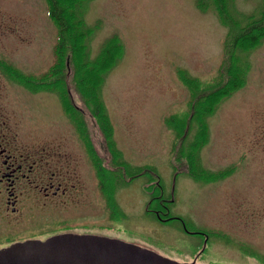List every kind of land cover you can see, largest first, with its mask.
Instances as JSON below:
<instances>
[{
    "label": "rangeland",
    "instance_id": "1",
    "mask_svg": "<svg viewBox=\"0 0 264 264\" xmlns=\"http://www.w3.org/2000/svg\"><path fill=\"white\" fill-rule=\"evenodd\" d=\"M232 2L233 16L240 22L261 6V0ZM0 19L11 32L1 42L9 62L31 73L39 58L33 60L42 51L39 67H43L42 72L48 70L53 63L56 29L47 15L45 0H0ZM85 19L87 25L95 26L89 44L92 58L111 37L118 38L122 46L123 53L106 73L101 91L116 146L130 164L149 165L157 172L165 193H173L172 216L212 235L195 264H263L264 40L249 54L246 84L223 100L207 119L208 140L199 151L202 169L216 172L233 167V172L203 184L191 180L184 161L175 158L179 141H174L164 119L186 109L189 94L177 77L178 69L203 83L217 75L226 28L213 8L202 11L196 0H93ZM66 81L73 102L85 110L69 74ZM3 83L10 105L30 97L14 84ZM37 100L42 109L35 106L33 112L45 123L43 111L47 108L51 112V105L43 98ZM69 121L72 125L62 114L55 137H75L73 126L77 135L80 133ZM83 122L81 137L83 133L89 138L101 137L95 121L86 115ZM173 171L179 173L175 180ZM145 180L136 179L117 192L125 218L118 224L109 221L110 230L104 235L177 263L192 262L190 251L201 239L184 234L176 222L163 225L153 214L146 216L149 190L142 188Z\"/></svg>",
    "mask_w": 264,
    "mask_h": 264
},
{
    "label": "flooded vegetation",
    "instance_id": "2",
    "mask_svg": "<svg viewBox=\"0 0 264 264\" xmlns=\"http://www.w3.org/2000/svg\"><path fill=\"white\" fill-rule=\"evenodd\" d=\"M10 33L9 26L0 19V250L18 243L43 242L69 234L107 237L104 233L110 230L108 222L118 224L123 218L116 222L111 218L107 195L109 188L105 185L104 175L119 167L109 164L111 157L102 135L99 139L79 137L73 126L75 137L54 136L62 114L71 124L63 110L61 114L58 96L49 90H31L42 82L27 81V85L32 87L28 89L27 85L12 80L9 75L12 71L17 76L39 79L47 71L42 72L43 67H39L43 52L40 51V56L34 58L33 62L39 60L38 67L34 65L31 68L33 72L19 70L5 57V47L1 44ZM3 80L6 86L14 84L25 90V94L29 93L28 101L23 98L10 105L2 89ZM67 94L76 117L84 120L87 115L97 123L90 112L85 114L86 109L73 102L69 90ZM37 98H43L51 105V112L44 108L45 123L32 109L42 103ZM54 107L56 112L52 113ZM96 126L99 130L98 124ZM178 175L173 171L174 180ZM139 178L147 179L142 186L143 190H149L144 208L146 216L153 214L155 220L163 225L176 222L184 234L201 239L200 245L190 251L194 262L191 260L188 263L195 264L205 252L212 235L181 217L172 216L173 193H165L163 185L159 184V175L143 174L132 179L128 185ZM116 184L113 183L114 188ZM123 188H119L116 194ZM156 191L158 195H154ZM153 199L157 201V209L149 208ZM116 203L119 206L117 200Z\"/></svg>",
    "mask_w": 264,
    "mask_h": 264
},
{
    "label": "trees",
    "instance_id": "3",
    "mask_svg": "<svg viewBox=\"0 0 264 264\" xmlns=\"http://www.w3.org/2000/svg\"><path fill=\"white\" fill-rule=\"evenodd\" d=\"M92 1L45 0L47 15L56 29V40L52 48L53 63L39 79L17 76L18 74L12 71L9 75L12 80L20 84L26 85L27 81L42 82L43 84L34 88L54 92L60 100L64 113L82 133L84 122L80 116L76 117L77 114L69 103L70 97L67 94L69 89L66 75L69 74L83 108L95 118L101 135L107 142L111 157L109 164L119 167L115 171L109 170L107 175H104L105 185L109 188L108 209L112 220L116 222L119 218H125V214L116 203V191L143 174H158L149 165L142 167L131 165L116 146L113 127L102 101L101 91L106 73L117 62L123 51L118 38L111 37L95 57L90 56L89 44L95 26L87 25L85 17ZM232 4V0H196L197 7L202 11L212 7L218 21L226 28L220 65L217 75L209 83H203L190 77L185 70L178 69L177 77L189 94L186 109L164 119L166 128L175 136L174 141L176 143L179 141L175 158L184 161L186 175L191 180L203 184L224 179L233 172V167L216 172L202 169L199 151L208 140L207 119L214 114L223 100L246 84L250 68L249 54L264 40V0H261L258 12L244 16L242 22L233 16ZM83 134L82 137L89 138L86 133ZM102 181L104 184V180ZM113 183H117L115 188ZM157 192L154 195H158ZM155 200L153 199L150 204V209H157ZM260 260L264 264V258Z\"/></svg>",
    "mask_w": 264,
    "mask_h": 264
},
{
    "label": "water",
    "instance_id": "4",
    "mask_svg": "<svg viewBox=\"0 0 264 264\" xmlns=\"http://www.w3.org/2000/svg\"><path fill=\"white\" fill-rule=\"evenodd\" d=\"M0 264H193L177 263L147 249L96 235H61L0 250Z\"/></svg>",
    "mask_w": 264,
    "mask_h": 264
}]
</instances>
